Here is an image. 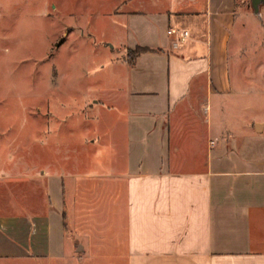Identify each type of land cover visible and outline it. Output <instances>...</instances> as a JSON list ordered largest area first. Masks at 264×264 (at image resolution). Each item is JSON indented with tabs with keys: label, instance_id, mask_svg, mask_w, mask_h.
<instances>
[{
	"label": "crops",
	"instance_id": "crops-1",
	"mask_svg": "<svg viewBox=\"0 0 264 264\" xmlns=\"http://www.w3.org/2000/svg\"><path fill=\"white\" fill-rule=\"evenodd\" d=\"M147 2L121 4L135 45L116 61L126 88L86 103L100 108L85 117L99 130L77 152L52 142L57 161L33 177L47 202L3 196L0 264H264V119L232 111L234 76L251 82L237 0ZM172 28L190 38L179 43ZM137 47L151 51L131 66ZM258 82L264 92V73ZM0 162V182H25Z\"/></svg>",
	"mask_w": 264,
	"mask_h": 264
},
{
	"label": "rangeland",
	"instance_id": "rangeland-1",
	"mask_svg": "<svg viewBox=\"0 0 264 264\" xmlns=\"http://www.w3.org/2000/svg\"><path fill=\"white\" fill-rule=\"evenodd\" d=\"M123 1L0 0V160L10 158L8 169L25 181L21 186L19 178L6 185L1 181L0 202L7 195L13 201L45 204L44 185L33 177L57 161L52 142L80 151L81 139L100 128L99 121L85 119L100 117V108L86 112V103L126 88L128 71L116 61L135 45V38L130 19L118 13ZM237 13L241 77L251 82L242 85L234 76L233 88L241 102L232 111L263 120L264 92L258 79L264 73V0L256 6L253 0H237ZM76 129L81 130L75 137L67 134ZM57 130L64 133L59 136ZM70 168L78 174L101 169Z\"/></svg>",
	"mask_w": 264,
	"mask_h": 264
},
{
	"label": "built area",
	"instance_id": "built-area-1",
	"mask_svg": "<svg viewBox=\"0 0 264 264\" xmlns=\"http://www.w3.org/2000/svg\"><path fill=\"white\" fill-rule=\"evenodd\" d=\"M168 34L170 36L176 37V40L182 44L185 43L190 38L189 31L180 28L169 29Z\"/></svg>",
	"mask_w": 264,
	"mask_h": 264
},
{
	"label": "trees",
	"instance_id": "trees-1",
	"mask_svg": "<svg viewBox=\"0 0 264 264\" xmlns=\"http://www.w3.org/2000/svg\"><path fill=\"white\" fill-rule=\"evenodd\" d=\"M149 51H151V49L144 48V47H137L134 50H129V52H128V62H129V64L131 66H133L135 64L136 58L140 54L145 53V52H149Z\"/></svg>",
	"mask_w": 264,
	"mask_h": 264
},
{
	"label": "water",
	"instance_id": "water-1",
	"mask_svg": "<svg viewBox=\"0 0 264 264\" xmlns=\"http://www.w3.org/2000/svg\"><path fill=\"white\" fill-rule=\"evenodd\" d=\"M259 0H253L254 5L256 6Z\"/></svg>",
	"mask_w": 264,
	"mask_h": 264
}]
</instances>
